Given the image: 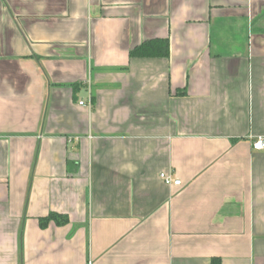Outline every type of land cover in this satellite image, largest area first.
Segmentation results:
<instances>
[{
	"label": "crops",
	"instance_id": "crops-1",
	"mask_svg": "<svg viewBox=\"0 0 264 264\" xmlns=\"http://www.w3.org/2000/svg\"><path fill=\"white\" fill-rule=\"evenodd\" d=\"M261 137L264 0H0V264H264Z\"/></svg>",
	"mask_w": 264,
	"mask_h": 264
},
{
	"label": "trees",
	"instance_id": "trees-1",
	"mask_svg": "<svg viewBox=\"0 0 264 264\" xmlns=\"http://www.w3.org/2000/svg\"><path fill=\"white\" fill-rule=\"evenodd\" d=\"M169 55V45L165 41H151L143 44L138 49L134 50L131 54L132 58L143 57L149 58L153 56L167 57ZM51 221H55L58 225H66L68 220L63 218L62 221H59L57 215L50 216L47 220L42 222V226H47Z\"/></svg>",
	"mask_w": 264,
	"mask_h": 264
},
{
	"label": "built area",
	"instance_id": "built-area-1",
	"mask_svg": "<svg viewBox=\"0 0 264 264\" xmlns=\"http://www.w3.org/2000/svg\"><path fill=\"white\" fill-rule=\"evenodd\" d=\"M81 107H91V101L89 103V105H86V103L81 102L80 103ZM253 149L256 152H262L264 151V138L261 137L259 139H257L254 143H253ZM160 178L162 179V181H164V183L167 186H174V187H181L182 186V182L179 180H173V178L168 175V174H161Z\"/></svg>",
	"mask_w": 264,
	"mask_h": 264
}]
</instances>
